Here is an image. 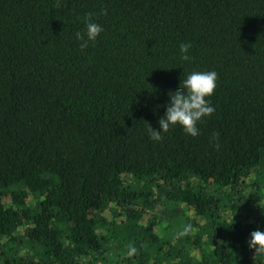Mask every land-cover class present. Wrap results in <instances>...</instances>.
Returning a JSON list of instances; mask_svg holds the SVG:
<instances>
[{
    "label": "trees",
    "instance_id": "1",
    "mask_svg": "<svg viewBox=\"0 0 264 264\" xmlns=\"http://www.w3.org/2000/svg\"><path fill=\"white\" fill-rule=\"evenodd\" d=\"M209 70L200 134L150 139ZM257 230L264 0H0V264H264Z\"/></svg>",
    "mask_w": 264,
    "mask_h": 264
},
{
    "label": "clouds",
    "instance_id": "2",
    "mask_svg": "<svg viewBox=\"0 0 264 264\" xmlns=\"http://www.w3.org/2000/svg\"><path fill=\"white\" fill-rule=\"evenodd\" d=\"M92 15L88 13L84 18L86 31L83 34L80 32L75 34L82 50L89 46V42H95L104 31L102 25L92 20ZM191 48L190 42L180 44L179 52L182 61H191ZM217 80L218 73L215 70L192 71L187 74L181 80L179 87L174 92L168 93L167 107L158 121L159 130L148 125L150 139L159 142L163 139V133H167L170 128L176 126L182 128L186 134L197 137L200 134L198 124L215 112L210 97L215 92ZM232 219L234 221V217ZM190 230L191 225H186L179 234L185 235ZM249 246L255 248L257 252H264V231L252 232Z\"/></svg>",
    "mask_w": 264,
    "mask_h": 264
}]
</instances>
